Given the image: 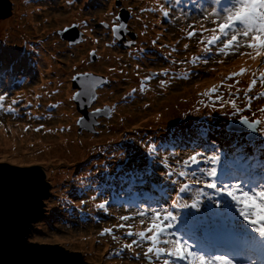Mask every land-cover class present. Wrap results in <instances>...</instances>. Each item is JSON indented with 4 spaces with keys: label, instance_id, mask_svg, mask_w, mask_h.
I'll return each mask as SVG.
<instances>
[{
    "label": "rangeland",
    "instance_id": "1",
    "mask_svg": "<svg viewBox=\"0 0 264 264\" xmlns=\"http://www.w3.org/2000/svg\"><path fill=\"white\" fill-rule=\"evenodd\" d=\"M10 1L12 15L0 18V69L17 66L0 78V94H9L0 110V159L41 163L52 183L50 195L44 200V214L33 224L28 240L79 249L81 258L93 264H163L164 258L143 255L150 241L139 242L133 250L123 248L133 239L139 241L138 237L127 236L128 231H143L150 223V214L143 218L142 225L136 213L145 207H163L179 218L171 231L177 235L180 231L195 233L191 236L196 239H189V243H197L198 239L214 245L218 236L225 234L227 242L239 252L234 257L255 258L252 242L230 234L231 223L224 215L239 211L226 196L216 198L228 202L227 211L215 208L206 197L199 211L172 207L176 190L192 179L190 174L187 178L179 176V172L191 173L195 169L196 166L185 169L183 165L194 151L207 149L211 154L215 144L220 156L215 166L221 179L226 173L235 175L231 174V168L236 166L231 164L234 157L248 155L264 160V133L258 131L256 139L247 141L245 133L227 129L229 121L243 117L264 120L260 112L264 108V84L258 79L264 73V56H255L253 50L243 46L228 54L212 46V51L205 53L200 43L212 35L204 29L216 27L212 22L216 17L210 15L213 9H222L228 0H220L219 5L215 0H181L179 5L176 0H161V6L147 4L156 0ZM162 8L169 12L168 17ZM123 14L128 19L124 27L127 32L121 40L114 36L113 28L123 24ZM74 23L80 31L76 44L59 33ZM195 23L206 28L194 27L196 35L189 38L184 27ZM93 51L95 60L90 55ZM241 53L250 56L239 60L246 55ZM194 57L200 59L193 60ZM44 58L50 63L45 64ZM117 63L123 67L114 69ZM241 69L245 70L243 74L233 75ZM87 75L92 76L94 84L104 78L89 110H110L108 117H98L96 133L84 128L82 114L72 99L79 91L76 78ZM149 76L152 78L147 80ZM254 78L257 84L249 90ZM189 86L193 93H186ZM213 87L215 92L211 91ZM171 92L175 96L167 99ZM13 99L17 100L14 105ZM168 103L174 108L167 110ZM9 106L15 113L7 111ZM169 110L174 112L165 116ZM162 113L163 118H156ZM31 134L32 137H20ZM59 134L63 135L61 140L57 138ZM50 136L53 137L49 139ZM149 144L158 149L151 156ZM49 155L56 156L48 159ZM260 167L264 169V164ZM263 169H253V173L247 170L248 177L256 178V182H243L264 183ZM167 172L173 175L169 177ZM226 182L235 184L239 180L235 177ZM202 186L193 185L181 196L191 203ZM133 189L138 195L128 199ZM145 195L156 199L146 202ZM105 201V208H100ZM126 215L132 218L122 221L120 217ZM186 221L193 227L181 225ZM121 224L126 227H118ZM104 229L112 232L101 235ZM205 230L211 232V242L201 237ZM252 235L253 245L264 260V245L259 243L258 234ZM118 252L120 255H116Z\"/></svg>",
    "mask_w": 264,
    "mask_h": 264
},
{
    "label": "snow or ice",
    "instance_id": "2",
    "mask_svg": "<svg viewBox=\"0 0 264 264\" xmlns=\"http://www.w3.org/2000/svg\"><path fill=\"white\" fill-rule=\"evenodd\" d=\"M181 0H176V4L179 5ZM217 5L220 4V0H215ZM165 17L169 16L167 10L161 9ZM215 16L216 19L212 22L216 25L213 29H204V31H211L212 35L202 39L201 44L204 45L203 51L209 53L212 51V46H217L218 51L224 54L229 52H235L240 47H246L255 52V56H264V0H228L222 9H213L210 14ZM208 17L206 16L205 19ZM120 28H124L125 25L120 24ZM203 27V26H201ZM117 29L113 28V32ZM188 37L196 35V30L188 32ZM230 37V38H229ZM206 40V43H205ZM155 43V42H153ZM222 45V46H221ZM188 46L185 45V48ZM246 53H241L245 55ZM90 55H95L93 51ZM200 57H194L193 60H198ZM255 59V57H253ZM206 63L207 60H204ZM15 65H9L7 68L0 69V74H7L14 71ZM244 69H241L240 73H234L233 75H241L244 73ZM167 71L165 70V73ZM76 77H73L75 79ZM152 77H146L150 80ZM231 78V77H229ZM259 82L264 84V73H261L258 77ZM163 84L164 81H161ZM238 83V81H237ZM257 84V79L254 78L249 85V90ZM143 87V82L141 84ZM136 90L133 89V92ZM211 91L215 92L216 88L213 87ZM8 93L4 92L0 94V110L4 109L3 101L8 97ZM80 96L77 93L72 99H78ZM126 99V98H125ZM251 99V97H249ZM17 100L13 99L12 104H16ZM235 108V102H232ZM56 107V105H52ZM248 107H251L249 104ZM239 110V109H238ZM9 113H15V109L9 106L7 108ZM103 110L100 108L95 109L92 115H97ZM261 113H264V108L260 109ZM85 118L80 117V122H83ZM242 125H245L252 131H260L264 133V120L256 119L250 121L247 117H243L240 120ZM41 127H43L41 125ZM39 131V129H37ZM213 151L208 154L207 149L201 151H194L187 159L183 160L185 169L191 166H196L194 170L189 173L188 171H180L179 176L187 178L189 174L192 179L189 182L183 183L176 190V200L172 202V207L182 209H196L199 211L201 204L203 203V197H206L208 201L215 205V208H223L227 211L230 207L227 201H221L216 198L217 196H226L232 202V205L237 206L239 216L243 222L233 220L230 225V234L232 236L246 237L249 242L255 244V237L253 233L258 234L260 240L259 243L264 245V183L248 184L245 182H238L235 184L226 182L231 180L229 174H225L224 179H221L217 173V165L220 161V156L215 152V144L212 145ZM157 146L155 144H149L147 151L149 155L157 152ZM261 151L264 152V145L261 146ZM164 163L167 166V157L164 159ZM179 163V161H178ZM202 163H210L213 166L210 168L200 167ZM199 173V176L197 175ZM167 176L171 177L172 172H167ZM173 184L176 181H172ZM203 185L196 190L195 196L192 198L191 203H188L183 199L181 194L189 192L193 185ZM205 189H210L212 192H207ZM107 201L99 205L100 208H105ZM150 223L148 227L143 231L133 232L128 231L126 233L129 237H138L133 239L130 244L123 245L124 249L133 250L134 245H138L142 241H150V246L143 253L145 257L154 256L157 260L163 259V264H179V262H187V264H245L243 260L237 261L232 258L238 256V250L227 242L225 234L218 236L217 242L211 247L204 243H189V239L183 236L177 235L176 232L171 231L176 227L178 217L173 214L167 208H150L145 207L140 209L136 215H139L141 224L144 223V217L149 216ZM214 215H220V213H214ZM132 217L122 216V221H128ZM246 222V224L244 223ZM118 227H126L121 224ZM127 227H131L128 225ZM112 229H104L101 235L105 233H111ZM150 233V235H149ZM113 239H116L113 236ZM164 245V246H162ZM231 253V255H230ZM120 255V253H116ZM139 258V253H136ZM247 264H255L254 260L247 261Z\"/></svg>",
    "mask_w": 264,
    "mask_h": 264
},
{
    "label": "water",
    "instance_id": "3",
    "mask_svg": "<svg viewBox=\"0 0 264 264\" xmlns=\"http://www.w3.org/2000/svg\"><path fill=\"white\" fill-rule=\"evenodd\" d=\"M11 15L12 2L0 0V18ZM127 19L128 15L123 14L120 18L123 25L127 24ZM77 27L78 24L74 23L59 33L69 43L76 44L80 41ZM126 32L125 28L119 27L114 36L123 40ZM75 82L80 96L74 100L85 118L84 128L88 127L96 133L98 117L110 114L108 107L97 115H92L95 110H89L97 98L96 88L104 82V78L94 84L92 76L87 75L76 78ZM227 129L248 133L251 139L258 135V131L248 129L240 121H229ZM40 164L0 159V264H93L81 258L79 249H66L57 242L28 240L33 224L44 214V200L50 195V183L46 181V173Z\"/></svg>",
    "mask_w": 264,
    "mask_h": 264
},
{
    "label": "bare ground",
    "instance_id": "4",
    "mask_svg": "<svg viewBox=\"0 0 264 264\" xmlns=\"http://www.w3.org/2000/svg\"><path fill=\"white\" fill-rule=\"evenodd\" d=\"M197 1H200V0H197ZM161 4V0H156V1H152V2H150V1H147V4ZM161 6V5H160ZM194 27H199V28H206V27H201L200 26V24L199 23H195V24H193L191 27H187V26H185L184 27V29L185 30H187V32H186V35L188 34V30H190V31H192L191 29H193ZM207 29V28H206ZM188 36V35H187ZM124 47H127V46H124ZM250 55L247 53L244 57H242L241 59H239V60H242V59H244V58H247V57H249ZM44 63L45 64H49L50 63V61L48 60V59H46V58H44ZM192 63H195L194 61L192 62ZM36 64H37V62H36ZM38 65V64H37ZM53 67H55V66H53ZM123 66L121 65V64H119V63H117V64H115L114 65V69H117V68H122ZM223 69V68H222ZM11 78H13V77H11ZM85 89V88H84ZM186 93H193V87H187V89H186ZM169 94V93H168ZM167 94V95H168ZM175 96V92H171V94H170V96L167 98V99H171V98H173ZM168 101V100H167ZM162 102V101H161ZM157 103H159V102H157ZM166 106H167V110L168 109H171V107L172 108H174L173 106H172V104L171 103H168V104H166ZM123 110V109H122ZM174 112V110H169V111H167L166 113H165V116L167 115V114H169V113H173ZM164 113H162V114H160L159 116H157V115H155L156 116V118H158V119H160V118H163L164 117ZM152 121H155V119H153L152 118ZM159 123V122H158ZM56 125V124H55ZM62 125V124H61ZM61 125H60V128H62L61 127ZM33 135L31 134V135H27V136H25V135H20V137L21 138H25V137H32ZM62 136L63 135H57V138L58 139H62ZM53 136H50V137H48L49 139H51ZM26 139H29V138H26ZM20 142H21V144H23L24 143V141H22V139L20 140ZM4 143L5 144H7L8 143V141L7 140H5L4 141ZM61 144H63V143H61ZM76 150H77V148H75ZM53 156H56V155H49V156H47V158L48 159H51V157H53ZM60 156V155H59ZM53 173H55V172H53ZM240 182V181H239ZM206 232H208L207 230H205ZM70 236L71 237H74L75 236V234H70ZM98 237H100V235H98ZM113 238V237H112ZM103 245V244H102ZM154 261H151V263H153Z\"/></svg>",
    "mask_w": 264,
    "mask_h": 264
},
{
    "label": "trees",
    "instance_id": "5",
    "mask_svg": "<svg viewBox=\"0 0 264 264\" xmlns=\"http://www.w3.org/2000/svg\"><path fill=\"white\" fill-rule=\"evenodd\" d=\"M15 66H17V65H15ZM6 75L7 74H5V76L4 77H6ZM3 76H2V74H0V78H2ZM173 123V122H172ZM170 134V133H169ZM213 136V135H212ZM214 137V136H213ZM46 173V181H48L49 183H50V187H52V183L49 181V179H48V175H47V172H45ZM130 182H132V180L130 181ZM51 192V191H50ZM129 198H133V196H130ZM144 200L146 201V202H151V201H149V198L147 197V199L146 198H144Z\"/></svg>",
    "mask_w": 264,
    "mask_h": 264
}]
</instances>
